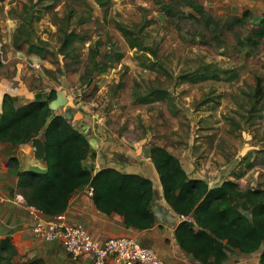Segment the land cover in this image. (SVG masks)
I'll return each instance as SVG.
<instances>
[{
    "label": "rangeland",
    "instance_id": "374dc122",
    "mask_svg": "<svg viewBox=\"0 0 264 264\" xmlns=\"http://www.w3.org/2000/svg\"><path fill=\"white\" fill-rule=\"evenodd\" d=\"M34 1L0 0V77L16 76L33 94L64 90L69 101L54 112L74 100L113 150L138 142L180 158L186 150L240 189L264 190V97L252 107L257 78L264 90V39L245 41L264 0ZM22 25L19 40L45 56L14 47ZM121 27L142 48L129 47ZM68 28L78 37L63 52ZM155 88L161 99L140 102Z\"/></svg>",
    "mask_w": 264,
    "mask_h": 264
},
{
    "label": "trees",
    "instance_id": "16d2710c",
    "mask_svg": "<svg viewBox=\"0 0 264 264\" xmlns=\"http://www.w3.org/2000/svg\"><path fill=\"white\" fill-rule=\"evenodd\" d=\"M30 1L32 6L37 4L34 0ZM94 1L104 5L103 0ZM184 3L194 6L191 0H184ZM196 10L202 12L201 6H197ZM73 12V9L70 10L65 19L71 17ZM19 16L23 19V16ZM22 28L23 25L15 30L14 47L22 48L24 43L27 52L45 56L46 49L35 45L31 39L26 37L19 40L18 34ZM120 32L129 47L142 48L136 35H131L132 31L121 27ZM77 37L75 31L68 28L64 31L59 49L64 52ZM262 39L264 13L258 23L250 28L245 41L255 47ZM63 52L60 53L65 57ZM94 62L95 67L100 66L101 61L97 59ZM260 82V78H257L252 94L253 108L264 97ZM163 92L159 88L151 89L139 98L140 102L161 99ZM55 93L56 90L51 89L45 98L35 96L20 105L9 93L2 97L0 142L21 145L40 136L45 143V158L42 160L47 168L45 173L17 170V188L26 203L53 216L65 211L70 196L78 187L89 184L93 187L91 199L97 210L121 215L127 226L138 230L152 226L154 215L151 196L154 186L151 179L109 166L92 174L85 164L90 149L88 137L73 125L71 119L65 117V111L54 112L48 108V102L55 97ZM149 157L159 175L166 203L177 214L191 216V220H181L174 229L176 243L185 254L204 264H223L227 260V252L237 250L246 254L259 253L258 264H264V248L261 247L264 242L263 189H240L238 183L230 179L210 185L202 178L190 176L181 160L160 145H149ZM8 160L19 168L15 156ZM245 213L248 215L245 216ZM22 264L44 263L40 258H34Z\"/></svg>",
    "mask_w": 264,
    "mask_h": 264
},
{
    "label": "crops",
    "instance_id": "0c3cea01",
    "mask_svg": "<svg viewBox=\"0 0 264 264\" xmlns=\"http://www.w3.org/2000/svg\"><path fill=\"white\" fill-rule=\"evenodd\" d=\"M16 79V76L0 77V113L2 97L5 93L13 95L17 105L32 100L35 96L44 98L47 96L42 92L33 94L24 83ZM75 105V101L71 100L69 107L62 108L60 113L71 109L73 125L79 127L88 139H95L94 146H90L85 160L86 167L91 173L94 174L100 168L109 166L126 173L147 177L153 182L154 188L158 189L162 203L170 207L163 198L159 175L149 157V146L139 142L119 143V150H113L112 147H108V142H103L101 138H98L97 125L86 119L85 111ZM166 149L173 153L168 147ZM183 151L182 158L178 154H173L181 160L183 168L190 176L202 178L210 185L218 184L226 179H222V174L217 170L208 171L207 166L194 162L196 158L188 151ZM186 155L189 157L186 158ZM11 156L18 159L19 168L9 162L8 159ZM26 163L43 164L42 161L33 157L30 142L21 145L0 142V264H22L34 258H40L44 264H91L93 258L90 254L73 258L58 240L44 241L32 235L31 227L35 218L48 219L51 216L29 206L17 188V170L24 169ZM151 205L153 207V202ZM172 212L176 213L173 210ZM64 213L69 222L84 224L92 237L98 241H103L108 237L127 236L136 239L142 246L153 249L159 257H173L180 254L183 258L181 260L193 258L178 247L174 237V228L154 222L149 228L138 230L127 226L121 215L105 214L97 210L87 194L86 185L78 187L72 193ZM227 253V260L223 264H258L259 261V253L246 254L237 250ZM104 264L116 263L109 257L105 259Z\"/></svg>",
    "mask_w": 264,
    "mask_h": 264
},
{
    "label": "built area",
    "instance_id": "2783aa9c",
    "mask_svg": "<svg viewBox=\"0 0 264 264\" xmlns=\"http://www.w3.org/2000/svg\"><path fill=\"white\" fill-rule=\"evenodd\" d=\"M86 190L91 197L93 187L88 184ZM179 216L180 220H191V216ZM31 232L35 238L44 241L58 240L73 258L90 254L93 258L91 264H104L105 259L109 257L116 264H169L162 260L156 251L142 246L132 237H108L98 241L92 237L84 224L69 222L64 212L48 219L36 217Z\"/></svg>",
    "mask_w": 264,
    "mask_h": 264
},
{
    "label": "water",
    "instance_id": "95a60500",
    "mask_svg": "<svg viewBox=\"0 0 264 264\" xmlns=\"http://www.w3.org/2000/svg\"><path fill=\"white\" fill-rule=\"evenodd\" d=\"M68 101L69 97L66 95L64 90H56L55 97L48 102V108L52 111H55L58 108L64 107ZM64 113L67 119L72 118L71 109H66ZM94 142V138L89 139L90 146H94ZM30 145L33 148V157L36 160L42 161L45 158V143L43 142L42 138L40 136L33 137L31 139ZM42 165L38 163H26L24 169L36 173H45L47 168L44 166V164ZM151 197L153 202L152 212L154 215V222L162 223L175 229L177 224L181 221L180 216L177 213H173L171 207H168L162 203V198L157 188H153ZM244 215L247 216L248 214L245 213ZM261 247H264V242L261 244ZM160 258L169 264H204L195 258L181 260L183 258L180 254H177L173 257L160 256Z\"/></svg>",
    "mask_w": 264,
    "mask_h": 264
}]
</instances>
